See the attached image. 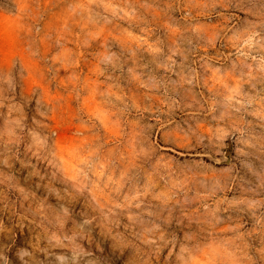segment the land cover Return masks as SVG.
<instances>
[{
    "label": "clouds",
    "instance_id": "obj_1",
    "mask_svg": "<svg viewBox=\"0 0 264 264\" xmlns=\"http://www.w3.org/2000/svg\"><path fill=\"white\" fill-rule=\"evenodd\" d=\"M0 264H264V0H0Z\"/></svg>",
    "mask_w": 264,
    "mask_h": 264
},
{
    "label": "rangeland",
    "instance_id": "obj_2",
    "mask_svg": "<svg viewBox=\"0 0 264 264\" xmlns=\"http://www.w3.org/2000/svg\"><path fill=\"white\" fill-rule=\"evenodd\" d=\"M13 51V44L11 40L0 39V56L11 55Z\"/></svg>",
    "mask_w": 264,
    "mask_h": 264
}]
</instances>
